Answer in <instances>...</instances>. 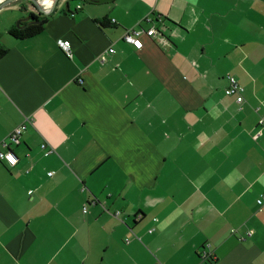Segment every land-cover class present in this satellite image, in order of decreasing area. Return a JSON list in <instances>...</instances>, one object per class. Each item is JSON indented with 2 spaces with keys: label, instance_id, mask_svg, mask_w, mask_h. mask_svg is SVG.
<instances>
[{
  "label": "crops",
  "instance_id": "1",
  "mask_svg": "<svg viewBox=\"0 0 264 264\" xmlns=\"http://www.w3.org/2000/svg\"><path fill=\"white\" fill-rule=\"evenodd\" d=\"M37 5L0 0V264H264V0Z\"/></svg>",
  "mask_w": 264,
  "mask_h": 264
},
{
  "label": "built area",
  "instance_id": "2",
  "mask_svg": "<svg viewBox=\"0 0 264 264\" xmlns=\"http://www.w3.org/2000/svg\"><path fill=\"white\" fill-rule=\"evenodd\" d=\"M80 7V6H79ZM155 32V28H150L149 30L145 31H133V32H129L127 31L125 33L124 39L127 42H130L134 45H136L138 48H141L143 46V42L140 38V36L145 33L148 35H151ZM59 45L60 47L64 50V52L68 55V56H72V50H71V43L69 41H59ZM110 51H114V49H111ZM230 80V84L228 86V88L226 89V93L227 94H237V101L238 103H242L244 101V98L242 96V92L244 90V87L241 86L234 77H229ZM263 122V119H261V123ZM26 128L25 124L20 125L19 127H17L15 130H13V132H11L9 138L11 141L18 143L19 142V137L20 135L23 133V130ZM43 148H46V144L42 145ZM11 157V159H10ZM0 160L2 161H6L11 165H15L18 162V157L17 155L12 151H0ZM263 199H259V203H262ZM87 209L85 208L84 211H86ZM149 231H152V229H150ZM252 232H249V234Z\"/></svg>",
  "mask_w": 264,
  "mask_h": 264
},
{
  "label": "trees",
  "instance_id": "3",
  "mask_svg": "<svg viewBox=\"0 0 264 264\" xmlns=\"http://www.w3.org/2000/svg\"><path fill=\"white\" fill-rule=\"evenodd\" d=\"M45 29V17L31 14L29 22H21L13 26L9 33L16 39H28L42 33ZM9 52V48L1 42L0 36V59Z\"/></svg>",
  "mask_w": 264,
  "mask_h": 264
},
{
  "label": "water",
  "instance_id": "4",
  "mask_svg": "<svg viewBox=\"0 0 264 264\" xmlns=\"http://www.w3.org/2000/svg\"><path fill=\"white\" fill-rule=\"evenodd\" d=\"M89 1H98V2H107L110 0H89ZM33 2L37 5V0H33ZM38 6V5H37ZM42 10V9H41ZM43 11V10H42Z\"/></svg>",
  "mask_w": 264,
  "mask_h": 264
},
{
  "label": "snow or ice",
  "instance_id": "5",
  "mask_svg": "<svg viewBox=\"0 0 264 264\" xmlns=\"http://www.w3.org/2000/svg\"><path fill=\"white\" fill-rule=\"evenodd\" d=\"M10 159H11V157H10Z\"/></svg>",
  "mask_w": 264,
  "mask_h": 264
}]
</instances>
